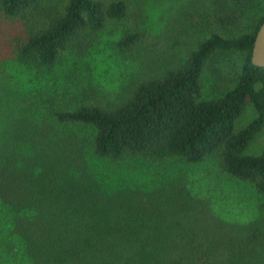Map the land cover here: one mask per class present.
<instances>
[{"label":"trees","instance_id":"trees-1","mask_svg":"<svg viewBox=\"0 0 264 264\" xmlns=\"http://www.w3.org/2000/svg\"><path fill=\"white\" fill-rule=\"evenodd\" d=\"M207 2L153 29L166 55L130 0H0L34 77L0 75V264H264V0Z\"/></svg>","mask_w":264,"mask_h":264},{"label":"rangeland","instance_id":"rangeland-1","mask_svg":"<svg viewBox=\"0 0 264 264\" xmlns=\"http://www.w3.org/2000/svg\"><path fill=\"white\" fill-rule=\"evenodd\" d=\"M56 1L57 0H55V2ZM208 3L207 0H130L132 12L139 13L141 15L139 20L143 22V24H147L149 30L152 29L148 32L150 35L147 36V40L144 41L143 49H147V51L151 49L156 52L158 50L156 47H158L160 50H163L166 55L169 54L171 49L167 48L164 34H159L162 37L156 46L153 47V45L149 43V39L153 36L152 33H154L153 29L163 32V30H165L164 24L168 20L166 15L170 17L171 12H175L176 7L185 8L186 6H190L185 14V20L188 24H198L200 15L206 14L208 11L213 12ZM207 5L208 10H206ZM168 8L170 9L168 10ZM171 9L173 10L171 11ZM168 11L171 12L168 13ZM144 15L146 16V19L144 18ZM180 24L179 21V25ZM207 24L211 25L212 23L209 22ZM26 29L29 30V27L23 24L13 23L5 19L0 20V75L3 74V80H6L4 77L7 79L19 78L24 81H27L30 76L34 78L32 73L31 75L28 72L22 74L19 70L16 72L15 67L11 63L13 60L12 50L15 38L18 35H24ZM143 51L145 54L146 50ZM148 56L150 57L149 54ZM127 61L128 59L123 61L120 57L108 56L107 53H99L98 56L95 57L96 77L99 83H101V85L103 84V86L110 91H114L118 83L123 79L122 76L128 74L127 70L130 68L125 65V62ZM254 116V110L252 108H247L240 119V124L244 125ZM263 147L264 127L252 141L251 150L257 152Z\"/></svg>","mask_w":264,"mask_h":264},{"label":"water","instance_id":"water-1","mask_svg":"<svg viewBox=\"0 0 264 264\" xmlns=\"http://www.w3.org/2000/svg\"><path fill=\"white\" fill-rule=\"evenodd\" d=\"M250 60L252 64L264 67V20L260 24L251 50Z\"/></svg>","mask_w":264,"mask_h":264}]
</instances>
